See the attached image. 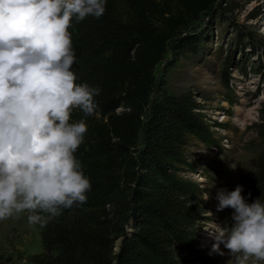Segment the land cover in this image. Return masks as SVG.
Returning a JSON list of instances; mask_svg holds the SVG:
<instances>
[{
    "label": "trees",
    "instance_id": "obj_1",
    "mask_svg": "<svg viewBox=\"0 0 264 264\" xmlns=\"http://www.w3.org/2000/svg\"><path fill=\"white\" fill-rule=\"evenodd\" d=\"M219 0H106L102 17L72 21L76 83L98 86L99 105L74 155L90 180L87 201L62 209L41 228L34 264H178L176 244L189 240L201 215L192 184L177 176L187 138H203L190 93L157 95L154 69L168 51H192L186 33ZM263 145L248 178L246 201L264 203Z\"/></svg>",
    "mask_w": 264,
    "mask_h": 264
},
{
    "label": "clouds",
    "instance_id": "obj_2",
    "mask_svg": "<svg viewBox=\"0 0 264 264\" xmlns=\"http://www.w3.org/2000/svg\"><path fill=\"white\" fill-rule=\"evenodd\" d=\"M105 10L106 0H0V220L26 212L29 225L43 227L86 203L91 183L74 153L87 125L70 120L77 108L94 115L101 89L76 83L69 28ZM242 191L217 189L216 211H233L230 224L206 229L209 254L224 256L223 245L235 264L264 261V203Z\"/></svg>",
    "mask_w": 264,
    "mask_h": 264
},
{
    "label": "rangeland",
    "instance_id": "obj_3",
    "mask_svg": "<svg viewBox=\"0 0 264 264\" xmlns=\"http://www.w3.org/2000/svg\"><path fill=\"white\" fill-rule=\"evenodd\" d=\"M186 33L198 35L193 50L168 51L153 73L157 95L193 96L205 128L203 138H187L185 165L177 171L192 184L201 212L188 242L176 244L178 264H235L223 245L224 256L209 254L206 229L211 221L231 223L232 209L216 211V191L239 184L246 199L253 161L263 151L256 126L264 114V0H219ZM27 215L0 220V264H34L42 253V227L29 225Z\"/></svg>",
    "mask_w": 264,
    "mask_h": 264
}]
</instances>
